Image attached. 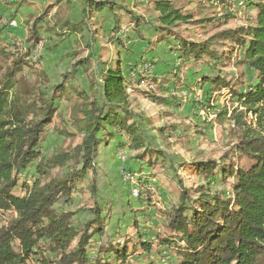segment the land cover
I'll use <instances>...</instances> for the list:
<instances>
[{
  "label": "trees",
  "instance_id": "16d2710c",
  "mask_svg": "<svg viewBox=\"0 0 264 264\" xmlns=\"http://www.w3.org/2000/svg\"><path fill=\"white\" fill-rule=\"evenodd\" d=\"M29 1L1 0L4 4L15 5L17 9ZM50 1L52 5L64 2L67 7H71L70 0ZM153 6L160 25L157 29L181 63L205 62L207 67L217 70V75L204 77L201 88L205 85L212 87V91L228 88L239 101L229 118L233 127L239 131L232 152L238 162H235L234 155L229 154L220 160H199L196 157L182 160L180 168L187 165V171L191 174L207 177L209 186L186 188L179 181L182 191L180 204L172 205L164 213L165 228L173 236L163 243L174 251V264H264V0L246 1V6L256 12L250 25L221 30L204 41L193 40L192 35L187 34L189 26L205 30L207 22L211 24L218 19L199 20L195 11L177 8L170 0H153ZM119 7L132 16L137 26L145 23L142 17L134 18L133 12L114 0H83L82 20L79 24L71 25L66 20L57 21L53 25L45 14L30 18L26 37L29 47L25 49L14 43L12 50L7 47L4 50V55L11 61L0 79V264H27L41 251H48L53 256L54 264H90L93 239L96 235H104V206L96 201L89 210L92 218L77 227L73 221L76 212L56 209V204L62 200L69 201L78 189L81 193L85 192L82 191L84 180L95 172V161L102 143L114 141L118 148L126 146L129 150L142 151L136 159L147 161L145 156L148 148L139 120L141 118L130 108L128 90L133 89L131 79L134 72L131 70L128 75L125 74L119 56L102 61L100 55L97 57L90 52L86 58L73 64L74 72L88 75V91L69 85L74 79L73 73L65 76L64 84L55 88L58 95L74 94L81 101L79 112L82 117L78 120V128L83 137L73 153L55 154L49 159L43 156L42 142L57 108L52 101L41 97V112L35 114L37 103H24L18 93V74L26 66L39 67L41 64L42 57L37 61H33L32 57L36 46L44 40L41 30L61 39L72 33L81 34L85 28L91 27L90 22L97 24V16L109 8L116 21L109 44L121 45L117 38L121 30L119 16L116 14ZM14 17L15 13L12 15ZM10 23L11 19L6 27ZM65 28L70 29V32H64ZM1 34L0 40L7 43ZM89 38L91 42L87 43V47L91 49L94 43H98L91 28ZM234 53L237 54L239 65L248 66L257 75L255 88L244 94L234 90L231 82L220 74V67L230 63ZM93 60L98 63L95 69H92L95 65ZM147 64L149 67L155 65L152 61ZM165 101L169 107L178 109L180 105L176 98L171 100L173 105L169 100ZM196 107L192 109L195 113ZM250 114L255 118L251 124L247 121ZM227 116V109L218 114L222 121ZM189 131L185 129L181 132L177 124L158 129L165 141L181 139L182 133L187 135ZM200 134L196 132L195 135L197 137ZM74 158L79 160L80 168L69 170L64 178L45 182L38 178L31 186L24 185L23 196L14 194L19 177L34 162H38L37 173L41 178H46L48 171L64 168ZM243 160H247L249 165L241 166ZM95 177L89 180L94 197L97 195ZM231 180H234L232 184ZM215 182L230 185L231 196L213 192L210 184ZM137 186L141 188V182H137ZM191 194H195L196 199ZM140 197H143L142 194ZM7 213L13 216L2 224L1 215ZM137 246L150 250V245L142 241L133 245L134 250ZM131 247L126 242L122 246L100 248V252L108 258L99 264H111L112 257L126 264L127 257L131 255ZM50 258H44L43 264H49Z\"/></svg>",
  "mask_w": 264,
  "mask_h": 264
},
{
  "label": "rangeland",
  "instance_id": "374dc122",
  "mask_svg": "<svg viewBox=\"0 0 264 264\" xmlns=\"http://www.w3.org/2000/svg\"><path fill=\"white\" fill-rule=\"evenodd\" d=\"M170 1H173L177 8L195 11L199 20H211L213 18L219 20L211 24L207 22L205 30L189 26L190 31H183V33L191 34L192 39L196 41L207 40L221 30L248 26L253 22L256 15L253 9L246 6V1L249 0ZM153 8L154 6L148 10L146 9L144 14L146 18L152 15L157 16V23L154 22V19H148V21L156 23L155 26L158 28L160 26L157 19L158 14H155ZM56 12L57 19L64 22L69 13V8L65 4L59 7L53 5L51 13L56 14ZM32 18H37V15L32 16ZM146 18L143 19L146 20ZM124 19L121 23L120 18V28L127 32L133 22L130 23L128 18ZM27 22L24 20L21 23L17 22L16 27L13 28H19V23L24 26ZM1 24L3 29H6L8 19L3 18ZM90 25L95 35H100L99 46L101 49L99 55L102 61L122 54L120 52L121 48L115 49L113 44H109L113 35L112 31L108 35H103L100 32L99 23L90 22ZM90 28H85L83 33L79 34L80 41L75 44V48L71 51L61 52V57L50 55L55 48L46 50L45 45L43 46V43H41L42 49L39 51V56L42 57V61L39 67L26 66L17 76L19 79V97L26 104L37 103L38 110L35 114L41 112L42 101L39 100L41 97L47 98L50 102L52 101L57 108V113L48 126L47 135L42 142V153L47 159L59 153H73L82 141L83 135L78 128V120L82 117L79 112L81 101L74 94L60 96L55 88L64 84L65 76H70L73 73L74 79L69 83L70 86H74L75 89H90L88 75L80 71H73V64L81 58H86L93 51V48L88 49L87 47V43L91 42L89 38ZM12 36L14 35L12 34ZM85 36H88V40ZM8 41L9 43H5L4 40H0V79L3 78L4 69L11 61L4 55V50H7V48L12 50L11 46L14 43L23 47H26L24 44H27L25 40L15 37ZM75 52H77V55H74ZM47 55L50 57L46 61ZM236 55L234 53L231 62L224 67H220V74L228 82H231L234 90L244 94L255 88L257 75L248 66L239 65ZM205 64V62L196 63V65L180 63L179 67L176 66L172 70L170 79L165 80L157 78L152 73V67H149L148 64H137L133 68L130 108L141 118L139 120H141V127L148 148V153L145 156L147 161H137L136 157L138 154H142V151L138 153L137 151L125 149L123 150L125 159L120 160L118 153V161L115 162L113 161L115 155L112 154L102 164V167L98 166L96 162L95 172L93 175L90 173L89 177L84 180V189H82V191L85 190L84 193H81L78 189L71 195L69 201L62 200L55 206L56 209L62 211L76 212L73 221L77 227L92 218L89 210L96 201L104 206V235L94 237L93 251H90V264H96L97 261H99V264L101 261L105 262L107 260L108 257L100 252V248L108 249L111 246H122L126 242L129 244V248L132 246L131 255L127 257L126 264L176 263L174 251L163 243L164 240L173 236L165 228L164 213L172 205L180 204L182 191L179 181L186 188L194 189L209 184L207 177L193 175L187 171V165L180 168L179 164L182 160L191 157H196L199 160H220L226 154L235 156L232 152L239 138V131L233 127V122L229 119L232 109L238 107L239 101L232 96L228 88H221L219 91H212V87L208 85H205L203 89L201 88L205 76H214L218 73L217 70H213L211 67L204 68ZM97 65L96 62L92 69H95ZM187 74H191V76L195 74L197 77H193L195 79L192 80L191 76L187 77ZM139 78L140 82H138ZM172 83L175 85L174 91H181L179 92L182 94L181 97L177 95L163 97V93H166L167 90L172 91L170 89ZM172 98L179 100L178 109L174 106L169 107V104H166L165 100L171 102ZM203 103L206 105L203 106ZM195 105L198 106L196 107V113L192 111ZM199 107H202V109L198 110ZM224 109L228 110V116L226 120L222 121L218 114ZM254 120V116L250 114L247 119L248 123H254ZM174 124L180 126L181 132L189 129V133L187 135L182 133V138L178 140L175 138L168 141L163 140L158 133V129ZM196 132L201 134L196 137ZM188 142L191 144H188ZM234 159L237 163L236 156ZM128 160H133L131 164H136L138 167L143 162L149 163H145L147 165L145 169L133 171L129 165H126ZM78 161L77 158H74L66 167L48 171L46 178H41L37 173L36 166L38 162H34L29 166L26 173L19 177L18 187L15 189L14 194L23 196L25 194L24 185L31 186L38 178L44 182L64 178L69 170L80 168ZM248 165L247 160L241 162V166ZM129 174H136L137 181H135V184L129 180ZM94 176H96L97 184L96 197L92 195V187L89 182L90 177ZM148 177L151 180L147 179ZM137 182H141V188L137 186ZM233 182L234 180H231L230 184ZM133 186L139 190V197L132 195ZM229 186H225L221 182L210 184L213 192L223 193L227 197L231 196ZM141 194L143 197H140ZM191 195L193 199H196L195 194ZM12 216V213L2 214L1 223H7ZM140 241L150 245V250L142 249L140 246H137L134 250L133 245L140 243ZM49 257H51L49 264H54L53 256H50L48 251H41L40 255L29 260L27 264H43L42 260ZM110 260L111 264H122L117 262L114 257Z\"/></svg>",
  "mask_w": 264,
  "mask_h": 264
},
{
  "label": "crops",
  "instance_id": "0c3cea01",
  "mask_svg": "<svg viewBox=\"0 0 264 264\" xmlns=\"http://www.w3.org/2000/svg\"><path fill=\"white\" fill-rule=\"evenodd\" d=\"M16 1V0H11ZM118 5L124 6L127 10L133 12L134 18L136 17H143L146 18L144 12L146 9H150L153 6L152 1L153 0H114ZM66 2V1H65ZM48 3V4H47ZM71 7L69 8V13L66 16L64 22L68 20L71 25L79 24L82 20V5L83 0H70ZM53 3L50 0H30L26 5L23 7L17 9L15 5H7L1 2L0 0V18L4 17L6 19H11V22H23L28 21L32 16L40 17L42 15H47L48 20L52 22V24H56L57 21H61L57 19V12L56 14L51 13V7ZM67 7L66 3H60V5H64ZM52 5V6H51ZM59 5V6H60ZM54 5V7H59ZM57 9V8H56ZM255 10L253 9V12ZM15 13V17L12 18V15ZM75 13V14H74ZM116 14L119 16V24H120V18L121 23H123L124 18H128L130 23L133 22V18L131 15H127V11L125 9H121L119 7ZM157 14V13H155ZM77 15V16H75ZM54 16V17H53ZM26 17V18H23ZM154 15L149 16L146 18L145 23L142 25L137 26L134 22L130 25V28L127 30V32H124L123 29L120 30V32L117 34V38H119V41L121 45L118 44L113 45L115 49L121 48L122 54H120L119 58L121 59L123 63V67L125 70V74L128 75L131 70L137 65V64H144L147 65L148 61H152L155 63V65L151 68L153 71L152 73L157 77L160 78V80L170 79L172 75V70L176 66H180V59L178 58V55L173 52L170 47L171 45L166 43V40L162 39V34L159 32V30L156 28L155 25H157L156 17L154 18ZM123 18V19H122ZM148 19H154V22H149ZM125 20V19H124ZM97 21L99 23V27L101 28L100 32L103 35H108L109 32H111L115 27V17L114 13L109 9H105L102 13H100L97 16ZM19 28H13L11 25L9 27H6V29H3L0 19V32H2L1 38H6V42L9 39L19 38L26 41V37L28 34V25L22 26L20 24ZM44 26V24H42ZM64 32H70V29L65 28ZM17 33V34H16ZM12 34L14 36H12ZM20 36H19V35ZM40 34L43 36V46L45 45L46 50L53 49L51 54L52 56L61 57V52L63 51H71L75 48V44L78 43L79 40V34L78 33H72L71 35L61 39L57 37L56 35L52 33H47L45 30H41ZM98 43H94L92 48V53L98 57L99 50L101 47L99 46V40L100 35L97 34ZM88 40V36H85ZM91 41V40H90ZM58 42V44H57ZM9 43V41L7 42ZM26 47L25 49L29 47L28 43L24 44ZM96 45V46H95ZM118 51V50H117ZM50 56H46V61L48 60ZM94 61V60H93ZM95 62V61H94ZM147 62V63H146ZM96 63V62H95ZM191 64H195L196 62H190ZM201 63V62H198ZM190 65V64H189ZM207 68V65L205 64V67ZM179 69V68H178ZM180 71V70H178ZM175 72V71H174ZM188 78L191 76V74H187ZM197 77L195 74L191 76L192 80H194ZM190 78V79H191ZM173 87V88H172ZM175 85L172 83L170 86V89L172 91L167 90L166 93H163V97L167 96H180L182 95L181 91H174ZM84 90L88 91L87 89L83 88ZM181 97V96H180ZM128 149L126 146L118 148V146L115 145L114 141L111 142H105L102 143V145L99 147L98 156L96 158V162L98 163V166L102 167V164L107 161L109 157H111L112 154L115 155L114 162L118 161L117 154L120 152H123V150ZM139 153V152H138ZM139 155V154H138ZM133 160L129 161L126 165H129L132 170L136 169H145L146 164L143 162L141 163V166L132 165ZM151 180V178H147ZM94 241V239H93ZM93 247V246H92ZM100 250V249H99ZM90 251H93L92 249Z\"/></svg>",
  "mask_w": 264,
  "mask_h": 264
},
{
  "label": "built area",
  "instance_id": "2783aa9c",
  "mask_svg": "<svg viewBox=\"0 0 264 264\" xmlns=\"http://www.w3.org/2000/svg\"><path fill=\"white\" fill-rule=\"evenodd\" d=\"M10 25L12 27H16V23L15 22H11ZM42 49V45L41 44H38L36 46V48L34 49L33 51V54H32V57H33V61H37L38 58L40 57L39 56V51ZM129 93H130V89L128 90ZM118 157L120 160H124V152H120L118 154ZM129 176V180L131 181V183L135 184V181H137V178H136V174H133V175H128ZM137 184V183H136ZM132 195L135 196V197H139V190L133 186L132 188Z\"/></svg>",
  "mask_w": 264,
  "mask_h": 264
}]
</instances>
